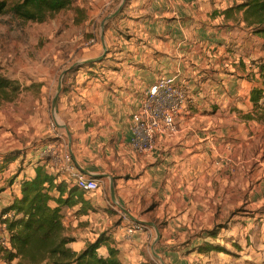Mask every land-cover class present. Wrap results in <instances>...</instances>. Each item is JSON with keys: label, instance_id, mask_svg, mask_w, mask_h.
Returning a JSON list of instances; mask_svg holds the SVG:
<instances>
[{"label": "crops", "instance_id": "obj_1", "mask_svg": "<svg viewBox=\"0 0 264 264\" xmlns=\"http://www.w3.org/2000/svg\"><path fill=\"white\" fill-rule=\"evenodd\" d=\"M75 1L87 8L89 19L81 26L89 28L91 24L92 33L104 14L115 8V0ZM127 2L122 14L105 29L108 50L99 68L93 70L95 75L79 73L77 81L60 96L57 110L66 127L55 122L57 128L71 140L69 150L73 149V159L86 176L109 182L110 177L116 178L121 206L137 217L166 223L157 248L167 264H235L231 258H222L224 253H188L181 248V241L192 229L216 227L221 238L230 239L234 232L225 227L230 213L245 202H257L256 189L247 198L245 189L236 197L230 194L228 182L240 169L223 157H228L230 150L240 153L250 131L264 127L247 124L242 118L253 109L251 89L260 85L257 72L258 62L264 61L263 41L245 22L243 10L225 13L241 0ZM170 76L189 89L192 101L174 136L160 138L154 153H139L130 146L132 116L147 92L161 78ZM41 99L39 105L45 108L39 112L41 119L37 118L38 103H34L27 123L20 119L16 131L0 138V154L14 153L13 162L5 163L0 172V191L6 187L5 177L12 175L25 157L26 168L17 181L46 169L45 161L35 152L25 155L20 151L34 139L42 143L55 137L46 118L50 96ZM13 147L14 151L8 150ZM222 160L227 162L220 164ZM186 182H192L195 189H186ZM214 182L221 183V191ZM7 192L0 193L1 217L2 196ZM97 193H87L94 209L81 213L80 205L64 208V223L78 238L72 246L81 250L111 230V245L116 244L125 264H143L149 257L155 260L148 252L154 228L137 230L129 237L126 229L132 222H124L121 208L112 198L103 199ZM21 197L20 192L13 201ZM254 224L250 222L249 227ZM258 228H253L252 243L245 244L242 251L247 264L264 263V228L254 231ZM4 237L0 224V239ZM179 242L178 248H170Z\"/></svg>", "mask_w": 264, "mask_h": 264}, {"label": "rangeland", "instance_id": "obj_2", "mask_svg": "<svg viewBox=\"0 0 264 264\" xmlns=\"http://www.w3.org/2000/svg\"><path fill=\"white\" fill-rule=\"evenodd\" d=\"M121 1L122 0H115V8L109 13L104 14V17L96 23V33L91 32V24L89 28L74 24L73 19H75L77 15L73 10L62 12L55 18L42 24L19 21L10 13L0 16V73L4 77L17 80L22 86L20 95L16 101L0 103V138H2L5 133L16 131L17 127L15 124L20 119L27 123L28 116L34 113V103H38L37 118L41 119L42 114L39 112L41 110L45 111V108L44 105L40 106L39 104L42 101V96L46 95L50 96L47 102L48 112L46 117L48 121H50L49 126L52 127L54 122L62 124V118L58 111L59 118L53 115V99L58 90L60 77L65 70H68L63 80V91L60 95L62 96L64 90H67L77 81L79 73L88 76L95 75L93 70L99 68V62L105 58V54L107 53L101 45L100 24L107 15L117 10ZM124 9L125 7H123L121 13L111 21H115L122 14ZM92 39H94V41L91 43ZM90 64H92V66H90ZM81 66L85 67L79 71ZM19 99H21V101L17 103ZM12 104H16L14 109L9 108V105ZM63 124L62 126L66 127L65 123ZM250 132L251 136H249V141L240 149V153L230 150L228 157L223 158L228 159L230 164H234L240 169L236 171L239 172V174L228 182L227 189L230 190V194L236 197L238 192L245 189L247 198L249 197L250 191L256 189L259 190V194L256 195L257 202L251 205H246L245 202L239 207V210L235 211L234 215L233 212L230 213L229 220L225 222V227L234 232V235H230V239H226L225 237L221 238L219 234L217 235L216 241L211 237L197 239L196 234L205 230L192 229L185 234L181 241L183 243L179 242L170 248H178L181 243V248L188 250V253H192L193 251L191 248L206 245L207 242L224 243L230 253L223 255L222 258H231L236 262L235 264H247L249 262H245V256L242 254L244 245L252 243L251 236L254 235L252 232L255 226L259 227L254 230L256 232H261L264 228V127L261 129L255 128ZM231 137L233 138V136ZM37 141L38 140L34 139L31 142L25 143L24 145L29 144V146L25 151H20L22 153L24 152L25 155L32 152L36 153V150H32L31 148L40 144L39 141ZM8 150L14 151L15 148L13 147ZM13 154L14 153L9 152V154H7L9 157L0 154V167L4 166L5 163L8 164V162H13ZM25 161L27 162V157L16 164L15 171L12 175L5 177L4 183L6 187L2 188L0 193L3 191L8 192L2 196V210L11 204L13 198L18 197L21 192L19 186L23 179L20 181H17V179L20 178L22 171L26 168L24 167ZM225 162H227V160H222L220 164ZM93 166L101 169V166ZM53 175H61L66 178L62 174ZM214 185L215 188L216 185L218 186V190H222L220 182H214ZM200 188H205V186H200ZM186 189L194 190L195 186H193L192 182H186ZM95 195H99L103 199L105 196L112 198L108 179L105 180L104 189ZM142 206L144 207L145 204H142ZM119 210L121 211L120 216H125L131 220L121 209ZM132 215L138 220L150 222H153L152 220H157H149L137 217L134 214ZM2 217L0 216V221ZM131 221L133 222V220ZM252 221H255V224L249 227V223ZM1 222L0 224H2ZM162 224L166 223L163 222ZM213 229H217V232L220 233L218 227ZM152 230V240L148 248V252L151 256V246L157 237L155 230ZM160 232L162 234L163 230H160ZM232 243H237V245L235 244L233 246ZM2 248H5V246L2 239H0V249ZM156 251L159 256H161L158 249H156ZM152 257L158 264H163L161 260L167 264L165 258L162 256L161 260L155 256Z\"/></svg>", "mask_w": 264, "mask_h": 264}, {"label": "trees", "instance_id": "obj_3", "mask_svg": "<svg viewBox=\"0 0 264 264\" xmlns=\"http://www.w3.org/2000/svg\"><path fill=\"white\" fill-rule=\"evenodd\" d=\"M241 2L225 10V13L243 10L245 22L253 29V33L262 39L264 49V0ZM71 10L77 15L73 19L74 24L83 25L89 19L87 8L77 4L75 0H0V16L10 13L23 22L42 24L62 12ZM84 67L81 66L79 71ZM257 73L260 76L257 83L260 85L253 87L250 94L253 109L242 117L247 124H264L263 60L258 62ZM21 88L17 80L4 77L0 73V103L16 101ZM3 168L0 167V172ZM20 190L22 197L2 211V219L10 213L17 215L9 223L10 247L0 249V261L3 264H125L120 259L121 253L116 244L111 245L113 236L111 230L101 233L95 241L87 242L81 250H76L72 246L78 238L64 223V208H75L80 205L81 213L94 209L95 206L87 199V192L71 185L61 175L50 174L47 168L34 177L22 180ZM156 223L161 231L164 230L165 224ZM217 235V229H212L196 234V238H217ZM104 245L108 248L107 254L101 251ZM192 251L230 253L226 246L218 242H207L206 245L197 246ZM143 264L158 263L149 257Z\"/></svg>", "mask_w": 264, "mask_h": 264}, {"label": "built area", "instance_id": "obj_4", "mask_svg": "<svg viewBox=\"0 0 264 264\" xmlns=\"http://www.w3.org/2000/svg\"><path fill=\"white\" fill-rule=\"evenodd\" d=\"M94 39L91 40V43ZM88 45V44H87ZM192 101L189 89L179 83L176 77L161 78L146 94L140 107L131 119L132 138L130 146L142 154H151L159 149V139L163 136L171 137L178 132V122L187 106ZM51 129L55 137L42 142L31 149L36 150L37 157L45 161L50 174H62L67 181L87 193L100 192L105 187V181L95 177L86 176L77 166L69 147L71 140L57 128L54 122ZM16 218L15 213L5 215L1 227L5 234L2 239L5 248L10 247L9 223ZM124 222L130 220L123 216ZM145 227L132 223L126 229L129 237H133L137 230ZM106 245L102 246V253L107 251Z\"/></svg>", "mask_w": 264, "mask_h": 264}, {"label": "water", "instance_id": "obj_5", "mask_svg": "<svg viewBox=\"0 0 264 264\" xmlns=\"http://www.w3.org/2000/svg\"><path fill=\"white\" fill-rule=\"evenodd\" d=\"M127 3V0H122L119 7L117 8V10L115 12H112L110 13L109 15H107L101 22V29H100V33H101V38H102V43L104 45V49L105 51H107V48H106V40H105V29L108 25V23L113 20L115 17H117L121 11L123 10V7H125ZM68 73V70H65L63 72V74L61 75L60 77V81H59V86H58V90H57V93L53 99V115L56 117V118H59L58 116V113H57V105H58V100H59V97L63 91V80L65 78V75ZM63 123V122H62ZM71 152L73 153V149H71ZM110 191H111V196H112V200L113 202L119 206V208H121V210L131 219L133 220L135 223L137 224H140L142 226H144L145 228L148 227V228H154L156 230V240L155 242L153 243L152 245V248H151V251H152V255L155 256L156 258H158L159 260H161V256H159V254L157 253L156 249L159 245V243L161 242L162 240V234L160 232V229L158 228V226L156 225V223L154 222H150V221H145V220H138L135 216H133L128 210H126L123 206H121L118 202V199H117V193H116V185H115V180L113 178L110 177ZM163 264L164 261L161 260Z\"/></svg>", "mask_w": 264, "mask_h": 264}, {"label": "bare ground", "instance_id": "obj_6", "mask_svg": "<svg viewBox=\"0 0 264 264\" xmlns=\"http://www.w3.org/2000/svg\"><path fill=\"white\" fill-rule=\"evenodd\" d=\"M161 138H166V136H163V137H161Z\"/></svg>", "mask_w": 264, "mask_h": 264}]
</instances>
